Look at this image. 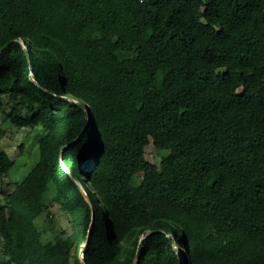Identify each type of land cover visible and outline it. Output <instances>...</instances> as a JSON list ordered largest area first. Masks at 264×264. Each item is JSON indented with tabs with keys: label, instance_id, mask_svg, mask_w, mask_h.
<instances>
[{
	"label": "trees",
	"instance_id": "obj_1",
	"mask_svg": "<svg viewBox=\"0 0 264 264\" xmlns=\"http://www.w3.org/2000/svg\"><path fill=\"white\" fill-rule=\"evenodd\" d=\"M3 96L0 264H264V0H0Z\"/></svg>",
	"mask_w": 264,
	"mask_h": 264
},
{
	"label": "rangeland",
	"instance_id": "obj_2",
	"mask_svg": "<svg viewBox=\"0 0 264 264\" xmlns=\"http://www.w3.org/2000/svg\"><path fill=\"white\" fill-rule=\"evenodd\" d=\"M12 109V101L8 96L0 99V125L6 130V136L1 149L7 151L12 161L10 175L14 180H21L28 171L35 165L39 158V139L44 135L42 126H18L11 122L8 114ZM25 112V111H24ZM146 158L152 162L158 163L161 159V151L158 150L153 142L145 147ZM66 172L70 171L66 169ZM13 186H7L0 182V203L8 200L7 193L11 191ZM3 189L6 191H3ZM84 190V189H83ZM86 193V192H85ZM41 227L45 231L47 238H52L57 233V220L50 213L49 208H44L39 219ZM145 234H142V236ZM1 239V236H0ZM1 243V242H0ZM1 257L8 260L4 254ZM81 258L83 257L80 256ZM73 264L74 261H73Z\"/></svg>",
	"mask_w": 264,
	"mask_h": 264
},
{
	"label": "water",
	"instance_id": "obj_3",
	"mask_svg": "<svg viewBox=\"0 0 264 264\" xmlns=\"http://www.w3.org/2000/svg\"><path fill=\"white\" fill-rule=\"evenodd\" d=\"M171 236H173V234H171ZM145 237V235L142 236L140 242H139V245H138V248H137V252H136V255H135V259H134V262L133 264H138V262L140 261V258H141V254H142V249H143V243H142V240L143 238ZM174 237V236H173ZM83 248H84V245L81 247L80 249V256H82V251H83ZM181 260H182V264H185V261H184V256L181 254ZM84 262V261H82Z\"/></svg>",
	"mask_w": 264,
	"mask_h": 264
},
{
	"label": "bare ground",
	"instance_id": "obj_4",
	"mask_svg": "<svg viewBox=\"0 0 264 264\" xmlns=\"http://www.w3.org/2000/svg\"><path fill=\"white\" fill-rule=\"evenodd\" d=\"M82 253H83V251H82Z\"/></svg>",
	"mask_w": 264,
	"mask_h": 264
}]
</instances>
